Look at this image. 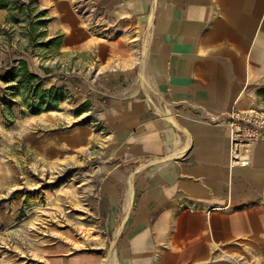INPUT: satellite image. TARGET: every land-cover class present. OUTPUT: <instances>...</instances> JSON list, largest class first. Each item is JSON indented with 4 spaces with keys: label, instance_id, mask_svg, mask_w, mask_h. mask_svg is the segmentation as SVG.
Here are the masks:
<instances>
[{
    "label": "crops",
    "instance_id": "crops-1",
    "mask_svg": "<svg viewBox=\"0 0 264 264\" xmlns=\"http://www.w3.org/2000/svg\"><path fill=\"white\" fill-rule=\"evenodd\" d=\"M118 1L148 39L89 109L108 204L125 212L130 194L106 264H238L236 252L264 264V203L250 194L264 140L232 166L227 125L232 109L264 107V0Z\"/></svg>",
    "mask_w": 264,
    "mask_h": 264
},
{
    "label": "rangeland",
    "instance_id": "rangeland-1",
    "mask_svg": "<svg viewBox=\"0 0 264 264\" xmlns=\"http://www.w3.org/2000/svg\"><path fill=\"white\" fill-rule=\"evenodd\" d=\"M2 3L0 264L114 261L126 214L108 204L89 109L114 93L109 72L129 67L146 27L118 0ZM250 194L264 203V185ZM246 253L238 264H255Z\"/></svg>",
    "mask_w": 264,
    "mask_h": 264
},
{
    "label": "built area",
    "instance_id": "built-area-1",
    "mask_svg": "<svg viewBox=\"0 0 264 264\" xmlns=\"http://www.w3.org/2000/svg\"><path fill=\"white\" fill-rule=\"evenodd\" d=\"M232 166L248 165L253 147L264 140V107L232 109L227 117Z\"/></svg>",
    "mask_w": 264,
    "mask_h": 264
},
{
    "label": "bare ground",
    "instance_id": "bare-ground-1",
    "mask_svg": "<svg viewBox=\"0 0 264 264\" xmlns=\"http://www.w3.org/2000/svg\"><path fill=\"white\" fill-rule=\"evenodd\" d=\"M124 33L125 32H123V35H124ZM148 30H145V33H144V37H142V40L143 41H145L146 42V40L148 39ZM125 36V35H124ZM135 52V51H134ZM34 116H36V115H34ZM247 169L245 168L244 169V171H246ZM127 203H126V205H125V207H124V209H125V212H126V209L129 207V204H130V194L128 193V195H127V201H126Z\"/></svg>",
    "mask_w": 264,
    "mask_h": 264
},
{
    "label": "trees",
    "instance_id": "trees-1",
    "mask_svg": "<svg viewBox=\"0 0 264 264\" xmlns=\"http://www.w3.org/2000/svg\"><path fill=\"white\" fill-rule=\"evenodd\" d=\"M0 6H5V4L2 3V4H0ZM20 64L23 65V66L26 65L23 61H20ZM12 72H13V69H10V70L8 71L9 74H11ZM24 72H26V70H25ZM26 73H27V72H26ZM46 97H47V95H44V98H46ZM32 110H33V109H32Z\"/></svg>",
    "mask_w": 264,
    "mask_h": 264
}]
</instances>
